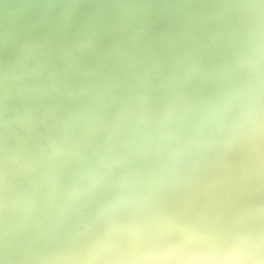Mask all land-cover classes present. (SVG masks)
I'll return each mask as SVG.
<instances>
[{
  "label": "clouds",
  "instance_id": "1",
  "mask_svg": "<svg viewBox=\"0 0 264 264\" xmlns=\"http://www.w3.org/2000/svg\"><path fill=\"white\" fill-rule=\"evenodd\" d=\"M206 84L82 94L0 171L13 264H264V0ZM7 151V148L5 149Z\"/></svg>",
  "mask_w": 264,
  "mask_h": 264
},
{
  "label": "bare ground",
  "instance_id": "2",
  "mask_svg": "<svg viewBox=\"0 0 264 264\" xmlns=\"http://www.w3.org/2000/svg\"><path fill=\"white\" fill-rule=\"evenodd\" d=\"M243 2L0 0V171L85 92L114 109L130 93L206 84ZM0 264H13L2 244Z\"/></svg>",
  "mask_w": 264,
  "mask_h": 264
}]
</instances>
